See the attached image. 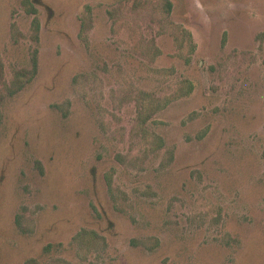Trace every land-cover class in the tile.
<instances>
[{"label":"rangeland","instance_id":"obj_1","mask_svg":"<svg viewBox=\"0 0 264 264\" xmlns=\"http://www.w3.org/2000/svg\"><path fill=\"white\" fill-rule=\"evenodd\" d=\"M0 264H264V0H0Z\"/></svg>","mask_w":264,"mask_h":264}]
</instances>
